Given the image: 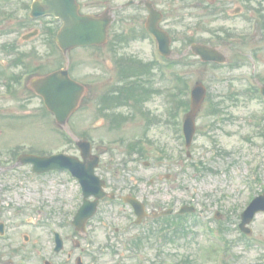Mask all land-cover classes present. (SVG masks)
Returning a JSON list of instances; mask_svg holds the SVG:
<instances>
[{
  "label": "rangeland",
  "instance_id": "rangeland-1",
  "mask_svg": "<svg viewBox=\"0 0 264 264\" xmlns=\"http://www.w3.org/2000/svg\"><path fill=\"white\" fill-rule=\"evenodd\" d=\"M20 1L0 0V51L4 44H15L17 51L27 52L28 58L35 54L31 65L40 69L29 70L34 76L67 63L71 75L85 85V93L66 126L58 128L28 86L22 91L24 107L15 104L17 94L4 95L0 87V114L5 115L0 117V149L79 155L72 141L86 137L93 152L100 155L96 173L107 182L109 191L137 196L156 210L193 204L198 217L197 221L187 219L185 232H176L171 226L160 229L163 223L149 217L141 225H130L134 216L129 206L103 200L87 223L88 232L81 234L70 223L82 197L76 179L65 172L37 175L27 166H12L5 171L2 192L6 201L0 206V221L6 222L9 234L0 239V264H43L46 259L52 264H74L78 255L83 264H264V212L255 216L250 224L252 234L247 238L237 227L241 210L252 196L264 191V100L250 89L255 83H264V31L252 36L254 25L249 20L222 13L240 0H220L219 5L212 6H201V0L168 3L177 48L173 51V58L178 60L175 68L189 86L199 79L210 94L196 116V132L188 149L171 117L172 92L155 69L143 73L142 81L139 75L122 79L123 72L119 71V87L137 80L149 88L148 99L140 103L141 97L137 102L124 100L116 110L126 119L119 120L118 126H111L108 118L99 115L100 95L118 82L117 63L127 62L133 55L137 61L150 59L144 41L119 43V18L104 46L76 48L65 58L44 34L21 41L20 35L29 26H39L23 25ZM82 1L86 8L99 7L98 0ZM108 3L115 6L119 0ZM251 5L263 8L264 14V0H251ZM116 7L115 14L119 10ZM216 9H220L219 15L202 17ZM252 14L249 9L247 16ZM209 30L235 33L218 44L230 58H240V66L215 68L199 65L189 55L178 57V50L185 46L180 45L182 37L185 42L188 38L209 39ZM253 52L259 71L256 74L247 55ZM12 72L0 70V74ZM212 101L221 102L215 116ZM130 142L136 150L141 148L142 154L128 152ZM43 188L48 191L42 192ZM216 211L220 219L214 217ZM27 218L36 219L38 225L26 223ZM53 231H58L64 241L58 253L52 251ZM23 235L28 236L27 241ZM133 237L143 239L140 250L132 248ZM76 241L79 247H75ZM68 252L72 257L67 258Z\"/></svg>",
  "mask_w": 264,
  "mask_h": 264
},
{
  "label": "water",
  "instance_id": "water-1",
  "mask_svg": "<svg viewBox=\"0 0 264 264\" xmlns=\"http://www.w3.org/2000/svg\"><path fill=\"white\" fill-rule=\"evenodd\" d=\"M50 10H59V14L63 18L64 24L58 34V43L63 50L69 47L88 44L93 42H102L105 40V25L107 21L102 23L93 16H81L77 14V6L74 0H48ZM198 53L204 59L212 57L213 51L198 47ZM36 84V85H35ZM37 93L41 94L45 100L48 109L55 114L56 120L60 125H63L71 112H73L79 102L83 88L76 82L70 80L64 69L53 72L39 80L34 81ZM263 93H264V88ZM205 95V88L201 84H197L191 93V110L187 114L185 125V133L189 140L194 132V116ZM82 156L89 153V146L85 142H78ZM36 160L38 166L47 168H68L76 175L82 185L85 196L94 193L96 199L93 202L85 201L75 216L74 224L76 227H82L87 217H89L95 210L97 199L103 197L104 193L101 186L103 182L100 181L93 174V169L97 165V158L93 162L85 165L76 157L68 155H56L51 157L38 158L34 156H25L23 161ZM41 167V170H46ZM127 200V199H125ZM128 201L135 207V211L139 216L141 206L137 200L129 198ZM264 210V195L252 202L249 208L242 214V222L240 227L248 232L244 224L249 222L255 212ZM60 243L57 249L60 248Z\"/></svg>",
  "mask_w": 264,
  "mask_h": 264
},
{
  "label": "flooded vegetation",
  "instance_id": "flooded-vegetation-1",
  "mask_svg": "<svg viewBox=\"0 0 264 264\" xmlns=\"http://www.w3.org/2000/svg\"><path fill=\"white\" fill-rule=\"evenodd\" d=\"M209 1V2H208ZM170 0H119V10L117 12V18H119V43H122L124 41H146V43L151 44L148 45L149 47L152 46V49H156V40L153 38V36L147 31L145 23L149 14V6L154 9L155 11H158L162 13L161 20L159 22V27L163 28L165 31L170 33L171 25L168 23L170 11H169V3ZM203 3L212 5V4H219L220 2L218 0H201V5L203 6ZM244 3H246V0H240L239 5L235 7L231 11H238V15H242L246 12V7L244 6ZM85 12H91V9L84 10ZM231 11L226 10V14H231ZM94 12V11H93ZM105 12H101L100 14H104ZM220 13H217L219 15ZM40 31H42V27H40ZM183 54L184 51L182 52ZM10 54L11 51H10ZM20 55V61L22 60V52H19ZM20 61H8L7 66L9 68L15 66L19 67L18 65L22 64ZM13 99H15V104H20V107H24L25 104L23 96H16ZM27 101V99H26ZM15 111V110H14ZM22 110H20L21 112ZM22 113V112H21ZM17 155V154H16ZM14 156V153H13ZM4 157L6 160H9L7 162L6 160H0V202L2 201V194L1 191L4 190L5 187V178H6V168H9V166L12 164L11 158L12 154L9 151L0 149V158ZM3 171V173H1ZM4 230L7 229V224L4 221L3 222Z\"/></svg>",
  "mask_w": 264,
  "mask_h": 264
},
{
  "label": "trees",
  "instance_id": "trees-1",
  "mask_svg": "<svg viewBox=\"0 0 264 264\" xmlns=\"http://www.w3.org/2000/svg\"><path fill=\"white\" fill-rule=\"evenodd\" d=\"M116 99V98H115Z\"/></svg>",
  "mask_w": 264,
  "mask_h": 264
}]
</instances>
